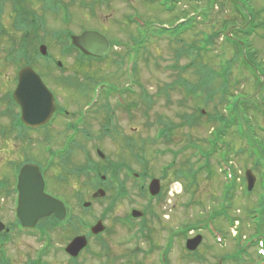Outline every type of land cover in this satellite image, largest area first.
<instances>
[{"label":"rangeland","instance_id":"374dc122","mask_svg":"<svg viewBox=\"0 0 264 264\" xmlns=\"http://www.w3.org/2000/svg\"><path fill=\"white\" fill-rule=\"evenodd\" d=\"M3 1L8 5L13 3L15 10L18 4L28 6L31 14L37 17L40 32L34 35L36 43L43 44L51 63L57 61L64 65V69H55L46 83L54 87L61 105L75 113V118L83 107L90 111L89 114L85 112L86 122L79 134L73 133L67 128L66 121L60 120L45 132L24 136L25 142L20 140L12 142L13 146L5 145L4 163L10 158L9 154L16 153L15 160L24 156L34 158L36 164L45 169L46 156L61 149L62 141L71 135L76 140L67 145L66 157L56 163L61 166L60 170L53 167L47 173L51 188L66 202H89L87 207L91 214L88 220L98 219L104 212L98 224L102 228H112L114 234L107 241L114 249L117 247L115 251L136 248L123 245L127 232L120 229L117 217L131 204L140 210L146 207L147 200L138 191V182L149 184L150 180L156 179L163 200L150 202L148 209L153 214H146L142 224L145 232L152 234L158 243L181 232L176 234L175 237L180 238L174 241L171 252H166L169 253L166 264H264V191L261 185L264 167L253 166V159L247 153L242 154L245 140L237 136L235 124L226 132L232 151L229 161L225 163L214 154L208 162L212 176H207L206 169L199 170L200 165L204 166V160L195 147L207 149L208 138L217 126L215 114L225 111L219 106L216 94H209L211 97L206 100L205 95L195 97L186 94L184 89L189 87L193 91L195 88L200 93L197 86L203 84L204 91H215L220 79L204 78V69L218 73L224 60L232 61L230 81L235 79L239 83L231 85L229 92L234 96L243 95L248 101L243 104L247 120L242 119L241 125L248 127L264 145V0ZM204 11L206 18L199 15ZM193 15V28L177 40L165 33L159 36L160 28L172 29L177 21L187 22ZM250 21L258 26L246 43L259 67L255 71L252 68L239 71L231 47L226 44L225 31L245 28ZM225 26L227 28L223 30ZM137 28L142 32L151 30L155 36L150 35L137 47L139 51L135 59H131L128 48H132L133 40L139 35ZM92 31L110 43L109 53L103 61H83L74 47L64 55L66 50L61 49L70 47L69 37ZM212 33H218L212 46L200 50L199 47L203 48L205 44L203 35ZM1 47L0 58H5L8 52L3 53ZM11 48L10 44L3 45L4 50ZM131 62L134 63L133 71ZM2 67L0 63V105L3 102L6 107L2 95L7 90L8 76L1 72H9L10 77L13 72ZM36 68L45 73V65L37 63ZM99 84L110 85L115 90L127 87L129 92H123L122 100L135 104L134 107L127 105L132 110L127 113L115 95L104 101L101 92L96 108L91 111L85 104L93 86ZM7 118L0 117V124H7ZM67 123L72 127L74 120ZM161 128L164 132L159 137L156 133ZM189 169L196 172L192 187L178 176L179 170ZM247 171L254 176L251 193H247L245 187ZM228 183L232 187L225 203L227 216L233 220L230 224L225 215L211 221V214L220 207ZM185 227H188L186 231ZM240 234L241 238L236 240ZM197 236L201 237V243L195 251L187 252L183 237ZM120 242L121 246L118 245ZM134 244L143 249L136 242ZM26 248L20 249L23 255L29 252ZM242 249L246 250L245 254L241 253L244 252ZM146 258L143 253H138L133 255L132 262L146 264ZM152 259L154 263L155 256ZM87 264L94 263L90 260Z\"/></svg>","mask_w":264,"mask_h":264},{"label":"flooded vegetation","instance_id":"af4514ba","mask_svg":"<svg viewBox=\"0 0 264 264\" xmlns=\"http://www.w3.org/2000/svg\"><path fill=\"white\" fill-rule=\"evenodd\" d=\"M16 1H26L28 3L30 0ZM21 5L18 4L17 10H15L12 9L13 3L10 2V5H8V3L0 0V38L2 43V47H0L3 53L8 52L7 57L0 58V63L6 70L8 68L13 72L11 74L13 76L11 77L9 72H5L4 70L1 72L2 75L8 77L6 78L5 85L7 90L2 95L7 105L4 107L3 102L0 105V117H3V119L8 117V122L7 124H0V264H87L90 260L94 264H133V255L138 253H143L147 257L145 260L146 264H166L167 255H169L166 252H171L175 243L174 241L180 238L175 236L180 232L174 234V238L169 237L168 241L163 239L160 244L151 236L152 234L145 232L142 224L146 214H153L151 209H148L150 202L156 203L163 200L162 191H159L153 197L149 194V184L138 182V191L143 193L144 199L147 200L146 207H144L146 210L144 208L140 210L138 206L131 204L125 213L117 217V224L120 226V229L127 232L125 233L127 236L124 239L123 245H133L136 248L118 252L115 251L117 247L114 249V246L107 241V238L114 234L112 233V228H102L98 224L100 223V219L103 218L104 212L98 215V219L93 217L88 220L87 217L91 214L90 208L87 207L89 206V202L80 204L72 203L70 200L66 202L67 200L60 199L57 196L59 194L52 190L47 173L51 172L53 167L60 170L61 166L56 163L66 157V154L69 152L67 145H71L76 140V137L72 138L71 135L66 137L62 141L61 145L63 147L61 149L56 150L55 153L52 152L53 155L46 156L45 169L36 164L34 158L24 156L20 160H15L16 153L9 154L10 158L4 163L5 160L3 158L5 156L3 157V151L5 150V145L12 142L17 143L20 140L25 142L26 135L32 134L35 136L45 132L46 129L53 128L55 123H58L60 120L66 121L67 128H71L73 133L79 134L80 128L86 122L85 116L88 112L90 113V111H86L85 107H83L82 111L78 112L79 115L75 118V113L70 111L66 106L61 105L54 87L46 84L49 83V76L54 75L55 69L61 70L65 67L57 61L51 63L48 52L44 57L35 53L43 45L41 42L40 44L36 43L34 38V35L40 32L37 17L31 14L27 5ZM67 40L69 41V39ZM6 44L12 45V48L4 50L3 45L5 46ZM63 49L66 50L64 55H67L68 47H62L61 50ZM37 63L45 65V73L36 68ZM29 70L39 78L40 84H43L47 92L40 93L39 97L41 98L39 102L37 97L34 96L36 98V106L33 112L35 115L38 112L44 114L47 111V105L50 104H52L53 109L45 118L36 115L35 119H31L30 121L25 119L24 121L22 115L25 110L27 111L28 106L26 103L28 100L26 101L25 98H21L18 91L20 92L19 89L24 88L28 92L32 90L33 92H37L38 90L37 81L25 83L20 80L25 75L24 73H27ZM61 78L65 80V78ZM67 81L68 79L65 82ZM1 88L2 86H0ZM90 92V97L85 105H88L91 111L96 108L101 92L100 95L103 96L104 101H108L114 95L116 98L120 97L122 99L123 97V93L115 89H100L98 92L92 89ZM64 98L67 99L66 96ZM29 101H32L31 97H29ZM126 102L124 104L123 100H121L119 104L127 112L128 110H132V108L127 107V105L132 106V103ZM70 120H74L72 127H70L71 124L67 123ZM10 136L12 137L11 140L9 139ZM5 164H7L9 170L5 168ZM55 166L57 167L55 168ZM26 170L30 172V176L32 175L31 180L28 179L29 177L25 178ZM144 176L146 175H142L143 179H146ZM142 177L140 176V179ZM137 178L138 176H136ZM33 181V187L37 189L36 191H38V186L42 182L43 194L49 198L56 199L62 204V213H59V215H63L61 218L55 216L54 213H50L34 221L31 218L33 216L31 215L32 213L27 210V203H24L22 209L24 191L33 189L29 188V184ZM133 212H138L140 215L134 217ZM191 238L188 237L185 240L187 241ZM135 242L141 245L140 247L143 249L137 247L134 244ZM120 244L121 242L118 245ZM22 246L28 247L26 249L29 252L23 255L20 250ZM154 256L155 261L153 263L152 258ZM134 264H145V262L136 261Z\"/></svg>","mask_w":264,"mask_h":264},{"label":"trees","instance_id":"16d2710c","mask_svg":"<svg viewBox=\"0 0 264 264\" xmlns=\"http://www.w3.org/2000/svg\"><path fill=\"white\" fill-rule=\"evenodd\" d=\"M247 3V2H246ZM207 17V16H203ZM192 18L188 19L187 22L184 24H179L175 26L172 29H160L158 30V33L160 34H168L170 37H175L176 40L182 35L184 32L190 31L192 27ZM248 25L245 28H236L235 30H232L229 32V36L226 35V44H228L231 47L233 58L236 61V63L239 66V71H241L243 68H252L254 71L257 69L259 66L254 63V55L251 53V47L246 43L247 38H249L251 35H253L254 31L256 30L257 26L256 24L252 23L250 21ZM260 25V24H259ZM227 26L224 27L226 29ZM139 32L138 37H136V40H133V46L132 48H129V51H131V59H135L139 49L140 45H142L147 38H149L150 35L155 36V32H151V30H144ZM216 33H212L210 35H203L204 39L202 40L205 44L203 48H200V50H205V47L208 48L209 46H212L213 40L216 39ZM174 40V39H173ZM72 51L73 46L70 45L69 47ZM198 48V47H197ZM77 51V50H75ZM79 56L82 57L83 61H85L86 57H84L79 51H77ZM232 61L229 60H224L222 64V69L220 72H209L204 69V74L202 75L204 78H215V79H220V83L218 84V88L211 92V91H204V86L203 84L197 86L200 89V93H198L196 90L193 89V91L189 87H184L186 94L189 95H195V97L198 96H203L207 98L206 100L210 99L209 94H216L219 96V102L224 109L225 113L220 114L216 113L215 114V120L217 121V126L212 130L210 138H208V147L207 149H200V147H195L197 148L198 155L200 156L201 159L204 160V166L200 165L199 170L206 169L207 176L210 177L212 176V171L210 169V165L208 164L209 159L211 158L212 155L217 154L219 156V159H221L223 162L227 163L229 161V155L232 153L230 146V142H227L228 137L226 136L227 130L230 129L232 125L236 126L237 129V136L241 139L245 140V147L242 148V154H246L249 156L251 159H253V166L255 165H260L264 167V145H261V143L258 141V138L253 135V132L247 127L245 128L244 125L242 124V119L247 120V115L244 113L243 109V104H248V101L246 100V97L243 95H232L229 92V87L234 85L236 83H239L235 79L230 81V70L232 68ZM257 77L255 76V80L257 82ZM205 81V80H204ZM264 83V82H263ZM207 93V94H205ZM151 98V97H150ZM246 100V101H245ZM152 101V100H151ZM152 103V102H150ZM161 128L160 130H162ZM164 131H160L159 137L163 136ZM241 154V155H242ZM228 167V166H227ZM256 167V166H255ZM231 168V167H229ZM197 171V170H196ZM196 172L193 171L192 169L189 170H179L178 171V176L188 182L187 186L192 187L193 183L195 184V177H196ZM235 179V178H234ZM263 191H264V176L263 180L261 182ZM232 185L227 184L224 188L226 190V193L224 196H222V203L220 207L218 206L217 210H214L211 214V218L209 220L213 221L214 218L217 216H227V206L225 203V198H228V195L230 193ZM190 188H185V190H189ZM262 196L264 197V192L262 193ZM227 216L226 220L231 224L230 220ZM214 223V222H211ZM188 227H185L184 231L187 230ZM208 228V224H207ZM182 231V234L184 233ZM241 238V234L236 238V240Z\"/></svg>","mask_w":264,"mask_h":264},{"label":"water","instance_id":"95a60500","mask_svg":"<svg viewBox=\"0 0 264 264\" xmlns=\"http://www.w3.org/2000/svg\"><path fill=\"white\" fill-rule=\"evenodd\" d=\"M73 46H75L76 48H78L83 54L87 55V56H92L93 57H104L108 50H109V43L108 41L101 36L98 33L95 32H85L80 36L77 37H72L71 39ZM43 52H45L44 49L41 48V53L44 54ZM32 71H27V73H24L25 75H23L21 82H32L33 81H37V87L38 90L37 92H33V90L30 92H28L26 90V88L24 89H19L20 92L18 91L19 95H21V98H25V100L27 101L26 105L27 107V111L25 110L23 112V120L25 121V119L27 120H31V119H35L36 115H38L39 117L45 118L47 117L52 109L53 106L52 104L47 105V111L43 113H35L33 112L34 108H35V97H37L38 102L40 101L39 97L41 94L40 93H44V91L46 92V89L44 88L43 84H40V80L39 78L35 75L32 74ZM29 77V78H28ZM34 77V78H32ZM27 78V81H26ZM34 85V84H33ZM21 88H23V86H21ZM47 93V92H46ZM31 97L32 101H29V97ZM32 176V175H31ZM30 176V172L28 170L25 171V178L29 177L28 179H32V177ZM245 180H246V187H247V191H251L252 190V186H254V176L253 174H251L249 171L246 172L245 174ZM33 182H31L29 184V188H33L31 190H26L24 191V197H22V209L24 207V203H27V210L30 211V213H32L31 218H33V220L35 221L36 219L40 218V217H44L47 214L49 215L50 213H54L55 216L57 217H62L61 215H59V213H62V205L60 202L51 199L47 196H45L42 192V182L41 184H39V188L38 191H36L37 189L33 187ZM159 191V185H158V181L157 180H151L150 182V192L151 194L155 195L157 194ZM41 204V205H39ZM43 204V205H42ZM34 213L38 214L35 215ZM134 216H139L140 214L138 212H133ZM201 237L197 236L194 239H191L189 241H187L186 243V249L188 251H195V249L197 248V246L200 244Z\"/></svg>","mask_w":264,"mask_h":264}]
</instances>
